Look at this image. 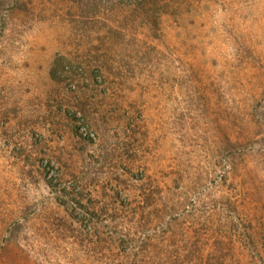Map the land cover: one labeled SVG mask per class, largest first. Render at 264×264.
I'll return each mask as SVG.
<instances>
[{
  "label": "rangeland",
  "instance_id": "rangeland-1",
  "mask_svg": "<svg viewBox=\"0 0 264 264\" xmlns=\"http://www.w3.org/2000/svg\"><path fill=\"white\" fill-rule=\"evenodd\" d=\"M0 264H264V0H0Z\"/></svg>",
  "mask_w": 264,
  "mask_h": 264
}]
</instances>
